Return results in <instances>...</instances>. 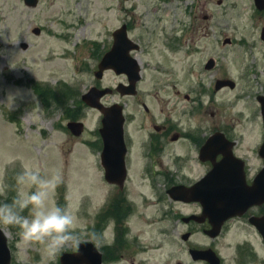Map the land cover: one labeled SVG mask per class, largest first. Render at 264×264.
<instances>
[{"label":"rangeland","instance_id":"1","mask_svg":"<svg viewBox=\"0 0 264 264\" xmlns=\"http://www.w3.org/2000/svg\"><path fill=\"white\" fill-rule=\"evenodd\" d=\"M217 1L39 0L36 7H28L22 0H0V28H5L0 31V185L6 186L7 201L26 190L16 182L25 166L39 167L45 177L59 171L62 183L51 201L75 211L79 242L90 240L98 248L115 242L113 221L108 227L102 221L100 226L99 218L105 217L97 215L112 192L100 164V113L86 106L79 108L75 114L83 121L84 130L76 137L65 127L64 108H70L71 97L79 100L91 85L114 88L122 80L113 71H105L100 80L93 74L109 32L122 23L130 25L128 35L143 49L138 57L146 76L140 87L150 93L158 91L164 99L168 89L171 95L175 89L189 94V99L179 101V107L185 106L184 120L192 126L201 122L209 131L216 121L224 126L230 123L239 140L238 152L254 171L261 162L257 149L264 138L256 99L264 93V44L258 36L264 17L257 18L251 0ZM34 27L40 28L39 34L33 33ZM225 36L235 42L223 45ZM22 42L26 49L21 48ZM209 56L217 61L207 70L204 63ZM221 75L236 81V87L215 91V80ZM35 83L56 92L58 107L41 106L32 90ZM59 83H66L72 91L61 95L54 89ZM111 98L107 95L102 102L107 104ZM159 106L155 102V109ZM143 164L137 159L133 188L151 195L153 192L142 187ZM155 195L148 198L155 204L133 196L135 204L121 225L125 226L120 233L121 246L113 253L117 259L102 264H185L186 250L180 237L184 227L165 219L169 202L161 204ZM4 200L0 195V202ZM4 231L12 248L11 264H59L60 254L77 246L70 242L49 257L39 244L21 245L18 229ZM193 239L207 241L200 232ZM246 242L260 261L264 257L261 239L241 220H233L215 241L227 264L247 261L249 254L239 259L238 251Z\"/></svg>","mask_w":264,"mask_h":264},{"label":"flooded vegetation","instance_id":"2","mask_svg":"<svg viewBox=\"0 0 264 264\" xmlns=\"http://www.w3.org/2000/svg\"><path fill=\"white\" fill-rule=\"evenodd\" d=\"M252 11L257 18L264 17V9L260 10L255 6L254 0H251ZM258 13V14H256ZM264 20V19H263ZM264 27V21L259 26L258 36L261 38L260 32ZM130 25L127 24V29L130 30ZM175 38V37H172ZM264 44V40H260ZM113 42L112 31L109 32V37L106 40L103 53H106L111 48ZM138 47L128 51V57L137 61L140 66L139 78L137 79L135 86L132 88L124 87L129 85V75L127 72L121 73L122 80L118 83H122L119 90H113L112 97L108 104L114 102H120L122 104V112L124 116L123 124V137H124V149L123 156L126 166V178L122 187L108 183L109 187H112V192L107 199V207L112 212L117 207L130 206L135 204L134 195L140 197L141 200L146 202L148 198H151L154 193L157 195L154 198L164 204L167 200L169 202V208L165 212V219L171 223L180 222L184 229L180 234L183 244L186 250V262L185 264H208L204 259H193L190 250L213 248L220 258V264H227L225 257H223L215 241L225 233L229 224L233 220H241L252 229L254 226L250 223V217H260L264 214V203L260 205L251 206L242 216L232 217L224 222L221 227L219 235L215 238H210L205 231L210 227L207 218L198 221L196 217L201 214V205L197 201H188L185 191L194 186L198 181L206 176L208 171L212 168L213 162H219L223 159V153L221 150L228 149L231 146V150L236 157H239L243 161V168L245 172L246 182L251 184L254 176L260 170V165L252 171L249 167L247 159L242 153L238 152V137H234L232 130L233 126H224L220 120L216 121L211 130L207 131L206 127L200 125H190V121L184 120L186 117L185 106L179 107V101L189 99V94L181 93L179 89L172 90V95L167 91L166 99L160 98L158 91L150 93L148 89H142L141 83L145 79V69L142 60L139 59V54L143 52L140 42L134 40ZM235 41L231 39L229 44ZM168 45V44H167ZM169 48V45H168ZM100 59V58H99ZM217 61V59H215ZM165 72V71H164ZM229 78L226 75H221L219 79ZM230 86H225L221 89ZM235 88V87H233ZM177 94V98L173 97ZM118 97V100L114 98ZM36 99L40 102L41 106L45 108V103L41 97L35 94ZM73 107L76 108L77 102L72 99ZM155 102L160 104L155 109ZM51 106H57L56 103H52ZM215 132L222 133L220 140L222 144L216 148L215 153L211 159H204L201 156V148L206 143L208 136ZM232 142V143H231ZM137 159H142V179L144 183L142 187L149 189L153 194L149 195L141 190L136 191L135 180H133L134 167L136 166ZM261 161V159H260ZM227 166H230L228 163ZM233 166V163L231 164ZM197 174V175H196ZM133 177V178H132ZM162 193L160 194V190ZM148 204H154L153 199H148ZM176 205H179L176 207ZM183 207H188L187 210H183ZM195 215V216H194ZM201 233L206 242H200L194 240L193 237L197 233ZM187 234V238H183L182 234ZM115 245L106 248L105 256L112 257L113 253H116L121 244L118 240H115ZM264 246L263 243H261ZM114 248V250H113ZM239 253L242 248H239ZM246 264H264V257L260 261L256 260L254 253L248 255ZM244 264V262H240Z\"/></svg>","mask_w":264,"mask_h":264},{"label":"water","instance_id":"3","mask_svg":"<svg viewBox=\"0 0 264 264\" xmlns=\"http://www.w3.org/2000/svg\"><path fill=\"white\" fill-rule=\"evenodd\" d=\"M259 8L264 7V0H255ZM38 0H24L28 6H35ZM38 33L39 29L35 28ZM264 38V28L262 30ZM229 39H225L227 42ZM23 46L26 44L23 43ZM132 41L127 37L125 25L114 32V42L111 49L103 55L95 76L100 78L104 69L112 67L117 73L127 72L130 76V85L134 87L138 79V65L135 59L128 57V51L134 47ZM214 60L209 59L205 65L211 68ZM232 81L217 80L215 88ZM125 87V88H126ZM119 89V87H118ZM110 92L109 88L90 87L82 94V99L91 107L98 109L101 114V127L99 133L102 138L103 148L101 151V164L104 168V177L110 182L122 184L125 178V165L123 158V122L122 107L120 104H113L109 107L102 104L100 98ZM261 104V115L264 122V96L258 97ZM67 128L74 135H80L83 130L81 121L67 122ZM220 134L210 136L201 149V156L204 159H211L217 153L216 148L222 144L219 140ZM221 146V145H220ZM223 159L213 162L212 169L190 189L185 191L187 200H196L201 203L202 217H208L211 228L207 230L212 237L216 236L223 222L236 215H241L252 205L264 202V165L256 174L251 185L245 181L243 162L236 158L231 149L221 150ZM259 154L264 160V141L259 147ZM230 166H227V164ZM233 163V166L231 164ZM264 240V215L261 217L250 218ZM186 237V236H184ZM194 258H205L210 264H219V259L211 249L194 250ZM10 252L6 244V236L0 229V264H9ZM102 254L91 242H81L75 252H64L60 256V264H101Z\"/></svg>","mask_w":264,"mask_h":264},{"label":"clouds","instance_id":"4","mask_svg":"<svg viewBox=\"0 0 264 264\" xmlns=\"http://www.w3.org/2000/svg\"><path fill=\"white\" fill-rule=\"evenodd\" d=\"M15 42L18 44V39ZM16 182L26 190L19 191L10 202L6 186L0 185V195L5 197L0 202V229H18L21 245L39 244L49 257H54L70 242L79 243L75 235V211L51 201L52 194L62 183L59 171L45 177L39 167L25 166ZM26 211L28 215L24 214Z\"/></svg>","mask_w":264,"mask_h":264},{"label":"trees","instance_id":"5","mask_svg":"<svg viewBox=\"0 0 264 264\" xmlns=\"http://www.w3.org/2000/svg\"><path fill=\"white\" fill-rule=\"evenodd\" d=\"M34 89L37 91V93L42 96V98L44 99L45 102H47V98L48 97H55L56 92H54L50 87L48 86H38V84H34L33 85ZM58 92L61 95H65L69 93V89L66 87H60L57 88ZM68 96V95H67ZM75 112H77L75 109L72 108H64V114L67 117L70 118H77V113L75 114Z\"/></svg>","mask_w":264,"mask_h":264},{"label":"bare ground","instance_id":"6","mask_svg":"<svg viewBox=\"0 0 264 264\" xmlns=\"http://www.w3.org/2000/svg\"><path fill=\"white\" fill-rule=\"evenodd\" d=\"M49 40H52L51 38H49Z\"/></svg>","mask_w":264,"mask_h":264}]
</instances>
